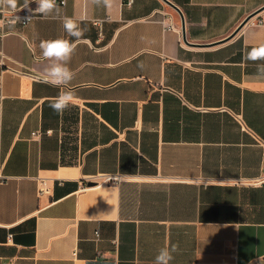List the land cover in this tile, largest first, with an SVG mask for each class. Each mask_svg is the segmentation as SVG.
Instances as JSON below:
<instances>
[{
  "label": "crops",
  "instance_id": "0c3cea01",
  "mask_svg": "<svg viewBox=\"0 0 264 264\" xmlns=\"http://www.w3.org/2000/svg\"><path fill=\"white\" fill-rule=\"evenodd\" d=\"M168 1L182 15L67 0L26 26L0 7V264H154L172 244L170 264L263 262L264 182H241L264 167V61L246 59L264 0ZM65 17L87 31L56 86L39 44L75 41ZM65 90L75 101L57 114Z\"/></svg>",
  "mask_w": 264,
  "mask_h": 264
},
{
  "label": "clouds",
  "instance_id": "9594fccd",
  "mask_svg": "<svg viewBox=\"0 0 264 264\" xmlns=\"http://www.w3.org/2000/svg\"><path fill=\"white\" fill-rule=\"evenodd\" d=\"M31 2L32 0H24V3L18 7V0H0V7L7 8L15 13L23 8H28ZM91 2L97 6L103 5L105 8L110 9L114 6L115 0H91ZM35 3L37 7L34 10L29 8V11L33 12V15L40 14L47 18L53 13L59 14L60 9L56 0H35ZM30 19L31 17L28 18V20ZM83 19V17L80 18V20ZM16 20H18V18L13 19L11 22L15 23ZM63 28L68 37L75 38V41L59 37L41 40L39 44L42 56L48 62L43 68V79L45 82L56 86H67L74 79V72L68 64L76 51L77 42L84 37L87 31L86 28L80 26L77 19L72 17H65L63 19ZM246 59L250 61H264V44L253 47L248 51ZM258 73L264 76V64L258 65ZM74 101L75 95L73 91L65 90L59 93L49 107L57 114H63ZM178 250V244H172L170 247H162L155 257L154 264H170L174 259L173 253H176Z\"/></svg>",
  "mask_w": 264,
  "mask_h": 264
},
{
  "label": "built area",
  "instance_id": "2783aa9c",
  "mask_svg": "<svg viewBox=\"0 0 264 264\" xmlns=\"http://www.w3.org/2000/svg\"><path fill=\"white\" fill-rule=\"evenodd\" d=\"M56 3H57V5L65 6L67 3V0H56ZM36 7H37V4L35 3V0H32V2L29 4L28 8H23L19 11H16L15 13H13L9 9L3 8L1 10L2 22L5 24H21L23 26H26L35 19L43 18L42 15H40V14L33 15V12L29 11V8L34 10ZM29 17H31L30 20H28ZM15 18H18V20H16L15 23H12L11 21ZM161 22L165 26L166 30L178 32V34L180 35L181 45L187 46V43H186V40L184 37V33H183L184 29H183L181 24H175L174 22H168L167 19H163V20H161ZM95 23L97 25H101L102 20H96ZM258 23L260 24L261 22H258ZM9 33L10 32H7V31H1L2 36H6ZM39 134H40V132H35L34 136H38ZM113 181H119V178H114ZM40 182H41V188L39 190L40 194H44V193L49 192L48 181L46 179H41ZM263 182H264V167H263V173L259 177L251 179V180H247V182H241V183H247L250 185L258 186V185H261ZM259 264H264V260H263V262H261Z\"/></svg>",
  "mask_w": 264,
  "mask_h": 264
},
{
  "label": "water",
  "instance_id": "95a60500",
  "mask_svg": "<svg viewBox=\"0 0 264 264\" xmlns=\"http://www.w3.org/2000/svg\"><path fill=\"white\" fill-rule=\"evenodd\" d=\"M166 2L170 5V6H172L173 8H175L178 12H180L181 13V15H182V12H181V10L177 7V6H175L173 3H171L170 1H168V0H166ZM256 13L257 12H255V13H253V14H251L250 16H248V18L241 24V26H240V28L242 27V26H244L246 23H248L255 15H256ZM238 31V30H237ZM236 33V32H235ZM234 33V34H235Z\"/></svg>",
  "mask_w": 264,
  "mask_h": 264
}]
</instances>
